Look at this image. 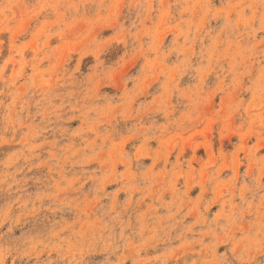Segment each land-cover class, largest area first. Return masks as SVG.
Wrapping results in <instances>:
<instances>
[{"label":"rangeland","instance_id":"obj_1","mask_svg":"<svg viewBox=\"0 0 264 264\" xmlns=\"http://www.w3.org/2000/svg\"><path fill=\"white\" fill-rule=\"evenodd\" d=\"M0 264H264V0H0Z\"/></svg>","mask_w":264,"mask_h":264}]
</instances>
